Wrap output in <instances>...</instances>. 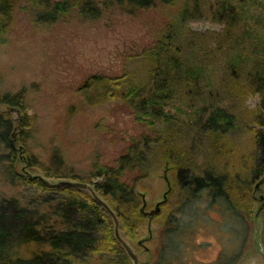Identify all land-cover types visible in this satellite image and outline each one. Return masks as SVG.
Instances as JSON below:
<instances>
[{
	"label": "trees",
	"instance_id": "1",
	"mask_svg": "<svg viewBox=\"0 0 264 264\" xmlns=\"http://www.w3.org/2000/svg\"><path fill=\"white\" fill-rule=\"evenodd\" d=\"M179 1L25 0L22 10L41 30L70 15L96 21L113 6L128 14L158 6L176 9L139 51L141 72L95 73L80 86L90 104L116 103L115 109L131 114L141 129L113 164L96 165L94 182L72 173L56 154L49 164L40 161L27 142L34 117L27 113L25 87L0 90V181L8 187L0 189V264H132L115 237L109 210L120 236L135 243L145 218L135 184L162 164L171 169L174 183L153 215L161 243L151 252L152 264L169 263L166 241L180 228L173 216L189 197L219 200L241 225L252 217L255 191L264 194V128L257 126L264 113V0H212L207 9L201 0ZM15 4L0 0V43ZM202 17L221 29L186 25ZM250 95L260 97L252 110L245 105ZM12 113L23 114L16 125ZM245 133L249 149L243 152L238 138ZM23 168L43 178L89 183L91 189L47 186ZM240 253L221 255L219 264H234Z\"/></svg>",
	"mask_w": 264,
	"mask_h": 264
},
{
	"label": "rangeland",
	"instance_id": "2",
	"mask_svg": "<svg viewBox=\"0 0 264 264\" xmlns=\"http://www.w3.org/2000/svg\"><path fill=\"white\" fill-rule=\"evenodd\" d=\"M201 1L204 9L212 2ZM23 5L25 0H16L8 33L4 43H0V90L14 93L25 87L27 113L34 117L27 142L40 161L49 164L51 156L56 154L72 173L94 182L96 165L113 164L129 138L141 129L131 114L115 109L116 103L90 104L80 86L95 73L141 72L139 51L153 40L168 17L174 16L176 6H158L136 14L113 6L99 20L85 21L70 15L52 28L41 30L30 22ZM186 25L197 31L222 27L204 17L189 20ZM259 99L258 95H250L246 107L252 110ZM11 115L15 125L16 120L23 118V114ZM261 119L263 124L257 126L264 128V113ZM249 137L245 133L238 138L243 152L249 149ZM15 144L18 148L19 142ZM23 169L30 175H41L35 169ZM173 178L171 169L162 164L136 182L140 208L145 202L144 212L154 209L170 186L168 200ZM0 189L7 191L8 187L0 181ZM254 194L256 203L246 225L225 211L219 200L212 201L206 194L189 197L182 212L173 216L180 228L167 238L168 264H219L221 255L227 259L240 251L234 264H263L259 251L264 252V218L260 212L254 225L253 217L264 194L261 188ZM176 196L170 197L171 202ZM144 217L135 243L122 236L137 254L139 264H152L151 255L160 246L161 238L158 239L159 229L153 216Z\"/></svg>",
	"mask_w": 264,
	"mask_h": 264
},
{
	"label": "water",
	"instance_id": "3",
	"mask_svg": "<svg viewBox=\"0 0 264 264\" xmlns=\"http://www.w3.org/2000/svg\"><path fill=\"white\" fill-rule=\"evenodd\" d=\"M33 177H38L39 180L44 182L47 186L67 185V186L79 187V188H83V189H91V185L89 183H84V182H80V181H76V180H60L58 182L51 183L50 181L46 180L45 178H43L40 175H33ZM258 186H259V184L256 185V188H258ZM169 191H170V186H168V189L163 194L162 200L158 201L155 204L154 209L150 210L149 212H144L143 211V208L145 207V202L143 201L142 207L140 208V212L143 215H145V216H153L154 214L158 213L160 211V206L167 201V193ZM260 198H263V197L261 196ZM260 209H261V207L256 212V215L259 214ZM109 212L111 213V215L113 217V220H114V234H115V237L122 244V246L125 249L127 255L130 257V259L132 261V264H139V258L137 256V254L133 251V249L130 247V245L127 242H125V240L119 234L117 218L115 217L113 212H111L110 210H109ZM259 252L262 254L263 264H264V252L261 251V250Z\"/></svg>",
	"mask_w": 264,
	"mask_h": 264
}]
</instances>
